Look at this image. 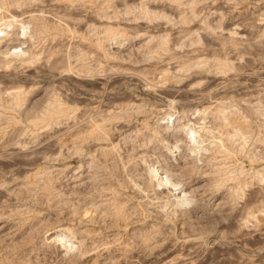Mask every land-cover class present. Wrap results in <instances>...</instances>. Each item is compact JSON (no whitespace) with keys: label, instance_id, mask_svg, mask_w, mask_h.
Returning a JSON list of instances; mask_svg holds the SVG:
<instances>
[{"label":"rangeland","instance_id":"1","mask_svg":"<svg viewBox=\"0 0 264 264\" xmlns=\"http://www.w3.org/2000/svg\"><path fill=\"white\" fill-rule=\"evenodd\" d=\"M72 1L11 2L1 9L0 19L12 14L25 21L28 11L37 10L51 24L30 41L35 63L0 56V264H264V0H194L183 11L168 0ZM140 5L155 13L166 5L173 13L169 21H153L140 14ZM102 11L109 20L96 17ZM183 17L188 21L181 22ZM18 23L15 32L22 34ZM106 26L133 37L126 52L116 53L115 40L103 38L112 33ZM229 31L239 32L233 45L221 40ZM146 33L167 34L170 51L159 50L156 42L146 47ZM97 42L105 48L95 47ZM17 92L23 99L18 108L11 98ZM57 98L70 114L33 127ZM201 109L203 116L194 112ZM194 129L203 147H212L201 165L186 147L195 142L189 137ZM175 143L179 151H169L167 145ZM215 143L221 146L214 149ZM149 165L180 176L195 191L196 208L183 205L166 217L158 201L167 193L153 194L162 187L149 184ZM60 225L81 233L78 262L49 241Z\"/></svg>","mask_w":264,"mask_h":264},{"label":"bare ground","instance_id":"2","mask_svg":"<svg viewBox=\"0 0 264 264\" xmlns=\"http://www.w3.org/2000/svg\"><path fill=\"white\" fill-rule=\"evenodd\" d=\"M30 1H32V0H0V14L2 13L1 12V9L3 10V8H5L6 6H9V5H11V2L12 3H14V5H16V6H18V5H20L22 2H30ZM35 1H38V0H35ZM40 2H41V0H39ZM44 1V0H43ZM54 1V0H53ZM74 1V0H73ZM72 1V2H73ZM77 1V0H76ZM79 1H83V0H79ZM79 1H77L78 3H79ZM107 1H109V0H107ZM113 2L114 1H116V0H112ZM111 1V2H112ZM123 1H127V0H123ZM170 3L172 2L174 5H176V6H183V5H185V7H186V5H188V7L189 8H192L194 5H196L197 4V2L196 1H194V0H192V1H190V4H186V3H188L187 1H186V3L184 4L183 2H185V1H181V0H168ZM167 1V2H168ZM60 1H57V3H59ZM65 2H66V0H65ZM76 2V3H77ZM105 2V1H104ZM104 2H102V3H104ZM120 2V1H119ZM148 2H150V1H148ZM163 1H161V3H162ZM31 3V2H30ZM45 3V2H44ZM49 3V2H48ZM61 3V2H60ZM82 3V2H81ZM81 3H79V6H80V4ZM87 3H90V2H87ZM121 3H122V1H121ZM127 3V2H126ZM133 3V2H132ZM198 3H200V2H198ZM202 3V2H201ZM42 4V3H41ZM64 4V6H65V4H67V3H63ZM62 4V5H63ZM72 4V3H71ZM84 4V3H83ZM115 4H117V3H115ZM124 4H125V2H124ZM24 5V4H23ZM52 5V4H51ZM73 5H74V3H73ZM77 5V4H76ZM89 5V4H88ZM106 5H108V3L106 4ZM121 5V4H120ZM134 5V4H133ZM132 5V6H133ZM168 5V4H167ZM54 6V5H53ZM83 6V5H82ZM113 6V5H112ZM111 5H110V7H112ZM116 6H118V5H116ZM116 6H115V8H116ZM131 6V5H130ZM131 6V7H132ZM218 6V5H217ZM52 7V6H51ZM72 6H69V8H71ZM105 7V6H104ZM108 7V6H107ZM121 7V6H120ZM124 7H125V5H124ZM131 7H129L128 6V9L130 10V8ZM177 7V8H178ZM57 8V7H56ZM63 8V7H62ZM61 8V9H62ZM65 8V7H64ZM99 8H100V6H99ZM123 8V7H122ZM156 8H157V6H156ZM181 8V10H182V8H184V6L183 7H180ZM187 8V7H186ZM38 9V8H37ZM68 9V8H67ZM97 9V8H96ZM109 9V8H108ZM133 9H134V6H133ZM137 8L135 7V10H136ZM138 9H139V11L141 12L140 14H144L145 16H147L146 18H148V19H153V21H154V19L156 20V19H162V20H167V21H169V15H167L168 13H171L172 12V9H171V7L170 6H161V10H159L157 13H155L154 11H150V9H148L147 7H145V6H141L140 5V7H138ZM153 9V8H152ZM194 9V8H193ZM36 10V9H35ZM64 10V9H63ZM92 10V9H91ZM98 10V9H97ZM101 10H103V8H101ZM105 10V9H104ZM123 10H125V8L123 9ZM154 10V9H153ZM156 10V9H155ZM175 11L177 10V9H174ZM180 10V9H179ZM187 10V9H186ZM7 11H8V8H7ZM14 11V10H13ZM41 10H39V12H40ZM55 11V10H54ZM100 11V10H99ZM109 11V10H108ZM117 11V10H116ZM133 12H134V10H132ZM174 11V12H175ZM183 11V10H182ZM190 11V10H189ZM196 10H194V12H195ZM220 11V10H219ZM30 12L32 13V11H28L27 13H29V15L27 16V19L25 20V21H23V20H18V18L16 19L15 18V16L14 15H12V14H9V16L7 15V17L8 18H4V17H2L1 19H0V56H2L3 58H4V60L7 58V57H9L8 58V60L10 59H16L18 62H19V64H24V63H26L27 65H29V64H32L34 61H35V59H37V58H35V56H33L31 53H30V51H29V49H31V48H28V47H30L29 46V44H30V41L32 40V39H35V37H37V36H40V35H42L43 33H47V32H49L48 30L50 29V27H49V25L51 24V23H49V25H45L46 23H47V21L44 23V22H42L41 21V19L44 21L45 19H43L42 18V13H41V15L40 14H37V10H36V12L34 11V13H36V14H30ZM41 12H43V11H41ZM110 12V11H109ZM114 11H112V13H113ZM125 13H126V11H124ZM177 12V11H176ZM180 12V11H179ZM178 12V13H179ZM216 12V11H215ZM55 13V12H54ZM124 13V14H125ZM173 13V12H172ZM191 13V12H190ZM8 14V13H7ZM47 13L45 12V15H46ZM58 14V13H57ZM57 14H56V16H57ZM59 14H61V12L59 13ZM74 14V13H73ZM194 15H195V13H193ZM220 14H221V12H220ZM219 14V15H220ZM39 15H40V17H39ZM79 15V14H78ZM128 15V14H127ZM136 15V14H135ZM171 15V14H170ZM184 15V14H183ZM190 15V14H189ZM48 16H50V15H48ZM53 16V15H52ZM61 16V15H60ZM73 16V15H72ZM85 16V15H84ZM99 17V18H106L107 17V20H109V18H108V14L107 13H105V11L103 12H98L97 13V15H96V17ZM114 16V15H113ZM116 16V15H115ZM131 16V15H130ZM129 16V17H130ZM140 16V15H139ZM144 16V17H145ZM172 17H173V15H171ZM192 16V15H191ZM0 17H1V15H0ZM67 17V16H66ZM138 17V16H137ZM171 17V18H172ZM41 18V19H40ZM46 19H47V17H45ZM49 18V17H48ZM61 18H63V17H61ZM92 18V17H91ZM98 18V19H99ZM114 18H116V17H114ZM118 18V17H117ZM194 18V17H193ZM56 19H57V17H56ZM69 19V18H68ZM98 19H96V20H98ZM135 19H136V17H135ZM188 19V17L187 18H181V19H179L181 22H186V20ZM191 19V18H190ZM189 19V20H190ZM49 20H50V22L52 21V19H51V16H50V18H49ZM49 20H48V22H49ZM58 20H60V18L58 19ZM71 20V19H70ZM80 20V19H79ZM85 20V19H84ZM93 20H94V18H93ZM139 20V19H138ZM147 20V19H146ZM178 20V21H179ZM61 21V20H60ZM73 21H75V20H73ZM73 21H71V22H73ZM82 21H83V19H82ZM86 21H87V19H86ZM100 21V20H99ZM98 21V22H99ZM125 21V20H124ZM131 21V20H130ZM152 20H150V22H151ZM152 21V22H153ZM157 21V20H156ZM188 21V20H187ZM18 22H20L21 23V32H22V34H18V33H16L15 32V25L18 23ZM55 22V21H54ZM62 22V21H61ZM89 22V21H88ZM91 22H92V20H91ZM101 22V21H100ZM99 22V23H100ZM105 22V21H104ZM104 22H103V24H104ZM190 22V21H189ZM20 23H18L19 24V26H20ZM56 23H59L58 21L56 22ZM68 23L69 22H67V27H68ZM75 23H79V25L80 24H83L82 22L80 23L79 21L77 22V19H76V22ZM74 23V24H75ZM141 23V22H140ZM180 23V22H179ZM89 24V23H88ZM92 24V23H91ZM101 24V23H100ZM107 24V23H106ZM106 24H104L103 26H105ZM181 24V23H180ZM186 24V23H185ZM26 25V26H25ZM53 25H55V23H53ZM57 25V24H56ZM87 25V24H86ZM102 25V24H101ZM118 25V24H117ZM121 25V24H120ZM129 25V24H128ZM131 25V24H130ZM157 25V24H156ZM155 25V26H156ZM167 25H168V23H167ZM204 25L208 28V30L210 31L211 29H209V26L210 25H207L205 22L203 23V27H204ZM77 26H78V24H77ZM82 26V25H81ZM88 26V25H87ZM86 26V27H87ZM92 26H93V28H94V26L95 25H91L90 26V28H92ZM119 26V25H118ZM145 26V25H144ZM169 26V25H168ZM59 27H61V25H59ZM74 27V26H73ZM83 27V26H82ZM85 27V26H84ZM101 27V26H100ZM99 27V28H100ZM106 27H109V26H106ZM112 27V26H111ZM121 27V26H120ZM119 27V28H120ZM137 27V26H136ZM167 27V26H166ZM55 28V27H54ZM64 29L66 28V27H63ZM69 28V27H68ZM78 28H79V26H78ZM81 28V27H80ZM88 28V27H87ZM90 28H89V30H90ZM113 28V27H112ZM115 28V27H114ZM211 28V27H210ZM214 28V27H213ZM213 28H212V30H213ZM60 28H58V30H59ZM63 29V31H64V33H68L67 32V30L68 29H66V32H65V30ZM94 29H96V28H94ZM97 29H98V27H97ZM123 29V28H122ZM126 29V28H125ZM124 29V30H125ZM203 29V28H202ZM263 29V28H262ZM52 30V29H51ZM61 30V29H60ZM77 30V29H76ZM89 30H88V32H89ZM92 30V29H91ZM90 30V31H91ZM108 30H112V33L111 34H109L108 33V35L106 36V37H103V38H106V39H108L109 41L111 40V39H113V40H115V48L117 49V52L116 53H118V54H120V53H124V52H126L127 51V45H129V44H131V40L133 39V37H132V39L130 40L129 39V37H127L126 36V33H125V31L123 32V31H121V30H119L118 28H115V29H111L110 27H109V29ZM161 30V29H160ZM55 31H57V28H56V30ZM62 31V32H63ZM69 31V33H70V29L68 30ZM75 31V30H74ZM85 31V30H84ZM101 31V30H100ZM104 31H105V29H104ZM53 32V31H52ZM92 32H93V30H92ZM91 32V33H92ZM150 32V31H149ZM71 33H73L72 31H71ZM75 33H77L76 31H75ZM74 33V34H75ZM99 33V32H98ZM102 33V32H101ZM105 33V32H104ZM134 33V32H133ZM144 33V32H143ZM157 33V32H156ZM163 33V32H162ZM179 33V32H178ZM215 32H213V34H214ZM55 34V33H54ZM59 34V33H58ZM135 34V33H134ZM147 34V33H146ZM165 34V33H164ZM164 34L163 35H154V34H152V33H149V35H148V37L146 38L147 39V41L145 40V42H144V44H145V46L147 47L148 46V44H150V43H153V45L155 44V42L157 43V47H158V49L160 48L161 50H163V51H166V54H167V51H168V44H169V42H168V40H170V39H168L167 40V34L164 36ZM67 35V34H66ZM130 35V34H129ZM128 35V36H129ZM170 35V34H169ZM193 35V34H192ZM197 34H195V36H194V38L192 39V41L198 36H196ZM211 35V34H210ZM216 35V34H215ZM239 36V32L237 31V32H234V31H229V33H228V36L226 37V38H221V40L224 42V43H229V44H234L235 43V39L234 38H232L233 36ZM132 35H130V37H131ZM143 36V35H142ZM244 36V35H243ZM218 37H220V36H218ZM242 37V36H241ZM40 38V37H39ZM54 38V37H53ZM80 38V37H79ZM83 38V37H82ZM103 38H102V40H103ZM168 38H171V37H168ZM191 38V37H190ZM243 38V37H242ZM86 39V38H85ZM92 39V38H91ZM219 39V38H218ZM239 39V38H238ZM107 40V41H108ZM175 40V39H174ZM99 41V40H98ZM104 41V40H103ZM102 41V42H103ZM106 41V40H105ZM108 41V42H109ZM124 41H126V44H124L123 42ZM240 41V40H239ZM35 42H38V41H35ZM59 42V41H58ZM171 42V41H170ZM195 42V41H194ZM105 43V42H104ZM197 43V42H196ZM79 44V43H78ZM106 44V43H105ZM144 44H141L142 45V48H143V45ZM40 45H42V44H40ZM77 45V44H76ZM93 45H95V44H93ZM102 44H99L98 42H97V44H96V46L95 47H97V48H99V49H101V47H103V48H105V45H103V46H101ZM151 45V44H150ZM149 45V46H150ZM171 45V44H170ZM169 45V46H170ZM175 45V44H174ZM60 46V45H59ZM65 46V45H64ZM78 46V45H77ZM110 46V45H109ZM140 46V45H139ZM172 46V45H171ZM95 47H93L94 49H95ZM150 47H152V46H150ZM34 48V47H33ZM58 48H60V47H58ZM65 48V47H64ZM81 48V47H80ZM130 48V47H129ZM153 48V47H152ZM156 48V47H155ZM73 49V48H72ZM141 49V48H140ZM139 49V50H140ZM144 49H146L145 47H144ZM149 49H151V48H149ZM157 49V48H156ZM159 49V50H160ZM32 50V49H31ZM60 50V49H59ZM59 50L57 51L56 49H55V51H54V53L55 52H59ZM68 50V49H67ZM80 50V49H79ZM79 50H78V52H79ZM99 51H102V50H99ZM132 51V50H131ZM153 51V50H152ZM170 51V50H169ZM168 51V52H169ZM73 52V51H72ZM84 52V51H83ZM83 52H81V53H83ZM103 52H104V49H103ZM102 52V53H103ZM111 52H113V51H111ZM149 52V51H148ZM155 52V51H154ZM60 53V52H59ZM57 54V55H60V54ZM67 53H68V51H67ZM77 53V52H76ZM80 53V54H81ZM85 53V52H84ZM88 53V52H87ZM158 53V52H157ZM163 53V52H162ZM73 54V53H72ZM89 54V53H88ZM109 54V53H108ZM108 54H105V55H108ZM136 54V53H135ZM49 55V54H48ZM63 55V54H62ZM61 55V56H62ZM67 55V54H66ZM98 55H99V53H98ZM144 55H146V54H144ZM37 56H38V54H37ZM41 56V55H40ZM54 56V55H53ZM52 56V57H53ZM69 56H71V55H69ZM73 56V55H72ZM79 56H81V55H79ZM104 56V55H103ZM128 56V55H127ZM166 56V55H165ZM168 56V55H167ZM166 56V57H167ZM59 57V56H58ZM67 57V56H66ZM99 57H100V55H99ZM98 57V58H99ZM108 57V56H107ZM132 57H133V55H132ZM146 57V56H145ZM3 58H1V60L3 59ZM43 58V57H42ZM68 58V57H67ZM72 58V57H71ZM131 58V57H130ZM150 58V57H149ZM101 59V58H100ZM127 59V58H126ZM146 59V58H145ZM162 59V58H161ZM170 59H171V57H170ZM11 61V63L12 62H15V61ZM71 60V59H70ZM107 60V59H106ZM38 61H41V60H38ZM50 61V60H49ZM65 61V60H64ZM118 61V60H117ZM158 61V60H157ZM0 62H3V61H0ZM10 62V61H9ZM67 62V61H66ZM77 62V61H76ZM78 62H79V60H78ZM85 62V61H84ZM4 63V62H3ZM8 63V62H7ZM35 63V62H34ZM65 63V62H64ZM70 63V62H69ZM136 63V62H135ZM2 64V63H1ZM6 64V63H5ZM5 64H4V66H5ZM8 64H10V63H8ZM163 64V63H162ZM194 64V63H193ZM18 65V64H17ZM40 65V64H39ZM65 65H67V64H65ZM64 65V66H65ZM70 65V64H69ZM197 65V64H196ZM1 66V65H0ZM31 66V65H30ZM53 65L51 64V66L49 67V65H48V67H49V69L52 71L53 69H54V67H52ZM56 66V65H55ZM86 66V65H85ZM99 66V65H98ZM97 66V67H98ZM226 66H227V64H226ZM23 67V66H22ZM26 67V66H25ZM42 67V66H41ZM60 67V66H59ZM63 67V66H62ZM66 67H68V66H66ZM169 67V66H168ZM27 68H30V67H27ZM85 68V67H84ZM83 68V69H84ZM227 68V67H226ZM57 69H58V67H57ZM68 69V68H67ZM66 69V70H67ZM198 69V68H197ZM43 70V69H42ZM65 70V71H66ZM163 70V69H162ZM201 70H202V68H201ZM34 71V70H33ZM54 71H55V69H54ZM53 71V72H54ZM68 71H69V69H68ZM71 71H72V68H71ZM87 71H89V70H87ZM143 71V70H142ZM172 71V70H171ZM46 72V71H45ZM56 72H59V70L58 71H56ZM126 72H128V71H126ZM144 72V71H143ZM33 73V72H32ZM61 73V72H60ZM65 73H68L69 74V72H65ZM125 75V74H124ZM103 76V75H102ZM162 76V75H161ZM173 76V75H172ZM53 77V76H52ZM51 77V78H52ZM140 77V76H139ZM162 77H164V76H162ZM165 77H167V76H165ZM80 79V78H79ZM169 79V78H168ZM89 80V79H88ZM164 79H162V81H163ZM161 81V82H162ZM160 82V81H159ZM164 82V81H163ZM89 83V82H88ZM85 85V84H84ZM172 85V84H171ZM101 86V85H100ZM186 88V87H185ZM205 88V87H204ZM17 89V88H16ZM176 90V89H175ZM89 91V90H88ZM167 91H170V90H168L167 89ZM178 91V90H177ZM171 93V92H170ZM24 95H25V93H23ZM165 94H166V92H165ZM172 94V93H171ZM182 94V93H181ZM186 94V93H185ZM1 96H3V95H1V93H0V99H1ZM5 96V95H4ZM185 96V95H184ZM21 97H22V93H16V94H12L11 95V98H12V101H13V105L15 106V107H20V103H21V100H23V99H21ZM187 97V96H186ZM25 98H26V96H25ZM44 99V98H43ZM51 99V98H50ZM47 100V99H46ZM53 101L54 102H50L49 100H48V102H50V103H48V104H46L45 106V108H44V110H40L41 112H40V114L38 115V116H36L35 117V120L32 122V126L33 127H38L40 124H45L44 126H49V125H52L53 124V122H55V120L56 119H58V117H61V118H64V117H67L69 114H70V111L68 110V108L67 109H65V110H63L62 108H65V107H62L61 108V105H58L57 103H55L56 101H58V98L57 99H53ZM177 101V100H176ZM63 102V101H62ZM80 102V101H79ZM77 103V102H76ZM0 104H3L2 102L0 103ZM38 104H39V102H38ZM63 104V103H62ZM70 104V103H69ZM172 104V103H171ZM63 105H65V104H63ZM138 105V104H137ZM219 105V104H218ZM12 106V105H11ZM66 107H67V105H66ZM76 107V106H75ZM220 107V106H219ZM223 108V107H222ZM240 108V107H239ZM248 108H250V107H248ZM27 109V108H26ZM70 109V108H69ZM121 109V108H120ZM219 109V108H218ZM236 108L234 107V110H235ZM84 110V109H83ZM210 110V109H209ZM250 110V109H249ZM119 111V110H118ZM154 111V110H153ZM205 109H201V110H195L194 112L195 113H197L198 115H201V116H203L204 114H205ZM222 111H224V110H222ZM229 111V110H228ZM206 112H207V109H206ZM211 112V111H210ZM220 112V111H219ZM234 112V111H233ZM25 113V112H24ZM204 113V114H203ZM238 113V112H237ZM254 113V112H253ZM4 114V113H3ZM75 114H76V112H75ZM221 114V113H220ZM26 115V114H25ZM215 115V114H214ZM229 115V114H228ZM232 115H233V113H232ZM240 115H242V114H240ZM5 116V115H4ZM74 116V115H73ZM88 116V115H87ZM131 116V115H130ZM207 116V115H206ZM220 116H222L223 118H225V115H220ZM220 116H219V118H220ZM1 117V116H0ZM113 117V116H112ZM117 116H115V118H116ZM233 117H235V116H233ZM240 117V116H239ZM245 117V116H244ZM8 118V117H7ZM6 118V119H7ZM111 118V117H110ZM120 118V117H119ZM179 118V117H178ZM200 118V117H199ZM203 118H205V117H203ZM11 119V118H10ZM9 119V120H10ZM26 119V118H25ZM33 119H34V117H33ZM70 119V118H69ZM221 119V118H220ZM13 120V119H12ZM31 120H32V118H31ZM59 120V119H58ZM68 120V119H67ZM237 120V119H236ZM18 121V120H17ZM170 121V120H169ZM174 121H176L175 119H174ZM221 121V120H220ZM244 121V120H243ZM71 122V121H70ZM247 122V121H246ZM28 123V122H27ZM56 123V122H55ZM96 123V122H95ZM174 123V122H173ZM173 123H172V125H173ZM223 123V122H222ZM263 123V122H262ZM163 124V123H162ZM176 124V123H175ZM230 124V123H229ZM16 125H17V123H16ZM58 125V124H57ZM98 125V124H97ZM165 125V124H164ZM244 125V124H243ZM242 125V126H243ZM60 126V125H59ZM155 126V125H154ZM158 126V125H157ZM227 126V125H226ZM68 127V126H67ZM159 127H162V126H160L159 125ZM214 127V126H213ZM79 128V127H78ZM202 128V127H201ZM218 128H220V127H218ZM236 128V127H235ZM243 128V127H242ZM28 129V128H27ZM159 129V128H158ZM157 129V130H158ZM163 130L162 131H164V132H167L168 130H169V127H168V125H165V127H163L162 128ZM205 129V128H204ZM246 129H247V127H246ZM182 130V129H181ZM222 130V129H221ZM233 130V129H232ZM154 131V130H153ZM161 131V130H160ZM177 131V130H176ZM188 131H189V129H188ZM207 131V130H206ZM243 131H244V129H243ZM77 132V131H76ZM157 132V131H156ZM187 132V131H186ZM54 133V132H53ZM83 133V132H82ZM89 133V132H88ZM238 134L239 132H237V131H234V134ZM39 134V133H38ZM94 134V133H93ZM105 134V133H104ZM107 134V133H106ZM189 134H190V132H189ZM197 134H198V131H196L195 129L194 130H192V133L190 134V138L193 140V139H195L194 141V143H193V141H192V145H190V144H188V145H186V147H187V149L189 150V151H187V152H191V154H192V156H193V159L191 158V157H189L190 155L188 154V157L190 158V159H192L194 162H196V164H198L197 162H200V161H203V159H206L205 158V156H202V154L203 155H205V153H207L208 151H211L212 150V147L210 148V147H208L209 145L207 144V147L208 148H210V149H207V148H204L203 147V141L201 140V139H198L197 138ZM228 134V133H227ZM226 134V135H227ZM246 134V133H245ZM262 134H263V132H262ZM88 135V134H87ZM87 135H86V137H85V139H87L88 137H87ZM209 135V134H208ZM215 135V134H214ZM264 135V134H263ZM98 136V135H97ZM240 136V135H239ZM81 137V136H80ZM90 137H92V135L90 136ZM231 137V136H230ZM233 137V136H232ZM41 138V137H40ZM93 138V137H92ZM203 138V137H202ZM214 138V137H213ZM223 138V137H222ZM228 138V137H227ZM241 138V137H240ZM244 138H246V137H244ZM80 139H83V137L82 138H80ZM101 139V138H100ZM225 139V138H224ZM229 139H231V138H229ZM232 139H234V138H232ZM236 139V138H235ZM261 139V138H260ZM151 140H152V138H151ZM244 139H242V141H243ZM127 141V140H126ZM163 141V140H162ZM230 141V140H229ZM235 141V140H234ZM190 142V141H189ZM220 142V141H219ZM257 142V141H256ZM263 142H264V139H263ZM64 143V142H63ZM150 143V142H149ZM165 143L167 144V142L165 141ZM169 143V142H168ZM171 143H173V142H171ZM222 143V142H221ZM233 143V142H232ZM244 143H245V141H244ZM179 144V143H178ZM178 144H176L175 143V145H173L172 146V148H171V146L168 144L167 145V148H168V150L169 151H171L172 152V150L174 151V150H178ZM186 144V143H185ZM218 144V143H217ZM216 143H215V148L214 149H216V147L218 148L219 147V145H217ZM148 145V144H147ZM51 146H52V144H51ZM154 146V145H153ZM205 146V145H204ZM211 146V145H210ZM221 146V145H220ZM223 146V145H222ZM235 146V145H234ZM20 147V146H19ZM206 147V146H205ZM49 148V147H48ZM100 148V147H99ZM184 148V147H183ZM222 148V147H221ZM226 148V147H225ZM238 148V147H237ZM241 148V147H240ZM244 148V147H243ZM19 149V148H18ZM75 149H77V148H75ZM172 149V150H171ZM80 150V149H79ZM223 150V149H222ZM20 151V150H19ZM179 151V150H178ZM221 151V150H220ZM225 151V150H224ZM25 152V151H24ZM184 152H185V150H184ZM222 152V151H221ZM8 153V152H7ZM208 153H210V152H208ZM261 153V152H260ZM9 154V153H8ZM12 154V153H11ZM169 154H170V152H169ZM263 154V153H262ZM261 154V155H262ZM89 155V154H88ZM216 155V154H215ZM218 155H219V153H218ZM145 156V155H144ZM144 156H142V157H144ZM172 156V155H171ZM12 157V156H11ZM174 157V156H173ZM177 157V156H176ZM204 157V158H203ZM255 157V156H254ZM259 157V156H258ZM227 158V157H226ZM251 158L253 159V157L251 156ZM118 160V159H117ZM165 160V159H164ZM186 160V159H185ZM91 161V160H90ZM221 161V160H220ZM226 161V160H225ZM99 162V161H98ZM115 162V161H114ZM138 162V161H137ZM168 162V161H167ZM193 162V163H194ZM164 163V162H163ZM222 163V162H221ZM130 164V163H129ZM141 164V163H140ZM160 164V163H159ZM184 165V164H183ZM194 165H195V163H194ZM200 165H201V162H200ZM207 165V164H206ZM220 165V164H219ZM204 166V165H203ZM211 166V165H210ZM94 167V166H93ZM106 167V166H105ZM197 167V166H196ZM221 167V166H220ZM97 168V167H96ZM185 168V167H184ZM186 169V168H185ZM195 169V168H194ZM197 169V168H196ZM198 170V169H197ZM229 170V169H228ZM113 171V170H112ZM185 171V170H184ZM215 171V173H216V169L214 170ZM123 172V171H122ZM209 172V171H208ZM220 172H222V170H218L217 171V174H219ZM226 172V171H225ZM228 172H232V171H228ZM147 173H148V178L147 179H149V184H151V186H152V188L153 187H155V186H159V187H162V188H159V189H153L154 190V193L153 194H155V196H161L163 193H164V191H166V195H165V197H161V199H160V201H158L160 204H159V207L162 209V212L166 215V217L169 215V216H171L172 217V215H171V213L172 212H175L177 209H178V207H181V206H183V205H191V209H195L196 208V206H197V200L195 199V197H194V194H193V192H195V191H193V189H188L187 188V183H183L182 182V180H180L181 178H180V176H179V178L178 177H176L177 175L175 174H173L171 171H168V170H166L165 168L164 169H162V167L161 166H153V165H149V166H147ZM182 173V172H181ZM223 174H224V172H223ZM261 174H262V172H261ZM94 175V174H93ZM183 175H184V173H183ZM196 175V174H195ZM208 175V174H207ZM213 175V174H212ZM215 175V174H214ZM259 175V174H258ZM257 175V176H258ZM182 176V175H181ZM50 177V176H49ZM184 177V176H183ZM224 178H226V177H224ZM230 178V177H229ZM260 178V177H259ZM36 179V178H35ZM115 179V178H114ZM238 179V178H237ZM221 180V179H220ZM148 181V180H147ZM227 181V180H226ZM225 181V182H226ZM231 181V180H230ZM112 182V181H111ZM186 182V181H185ZM223 183V182H222ZM231 183V182H230ZM237 183V182H236ZM240 183V182H239ZM148 184V185H149ZM243 184V183H242ZM99 185V184H98ZM209 185V184H208ZM220 185V184H219ZM218 185V186H219ZM221 186V185H220ZM190 187V186H189ZM191 188V187H190ZM219 188V187H218ZM123 189V188H122ZM146 189V188H145ZM236 189V188H235ZM102 190V189H101ZM138 190V189H137ZM196 191H197V189H195ZM217 190V189H216ZM218 191V190H217ZM77 193V192H76ZM104 197V196H103ZM129 198V197H128ZM156 198V197H155ZM158 198H160V197H157V199ZM164 198V199H163ZM103 199V198H102ZM107 199V198H106ZM154 199V198H153ZM128 200V199H127ZM108 201V200H107ZM126 201V200H125ZM224 201V200H223ZM145 203V202H144ZM153 204H154V202H152ZM222 203V202H221ZM158 204V203H157ZM217 206V205H216ZM100 207V206H99ZM99 207H97V208H99ZM149 207V206H148ZM158 207V206H157ZM154 208V207H153ZM171 208V212L169 211V212H167L169 209ZM183 208V207H182ZM74 209V208H73ZM108 209V208H107ZM114 209H116V208H114ZM130 209V208H129ZM92 210V209H91ZM122 210V209H121ZM142 210V209H141ZM160 210V209H159ZM180 210V209H179ZM184 210V209H183ZM216 210V209H215ZM87 211V210H86ZM89 211H90V209H89ZM109 211V210H108ZM119 211V210H118ZM117 211V212H118ZM130 211V210H129ZM117 212H115V214H118ZM161 212V213H162ZM182 212V211H181ZM180 212V213H181ZM89 213V212H88ZM104 213V212H103ZM119 213H120V211H119ZM143 213V212H142ZM112 214V213H111ZM164 214H162V215H164ZM182 215V214H181ZM110 216V215H109ZM112 216V215H111ZM133 216V215H132ZM92 217V216H91ZM119 218V217H118ZM173 218H174V216H173ZM92 222V221H91ZM95 224V223H94ZM104 225V224H103ZM114 225V224H113ZM127 225V224H126ZM165 225V224H164ZM112 226V225H111ZM149 226H151V228L153 229L152 231H156L155 230V228H158V227H156L155 225H153L152 226V224L151 225H149ZM204 226V225H203ZM126 228V227H125ZM160 228H158V230H159ZM242 229V228H241ZM152 231L150 230V232L152 233ZM160 231V230H159ZM116 232V231H115ZM139 232V231H138ZM31 233V232H30ZM140 233V232H139ZM77 234H81V233H77V230H75L74 228H72V227H69V226H66V225H60L58 228H56V230H54L52 233H50L49 234V241L51 242V243H53V244H55L56 246H58L59 247V253H63V256H65V255H67V254H70V253H74V257H76V261L78 260L77 258L79 257V256H81L82 255V253H83V249H84V245H83V241L77 236ZM133 235V234H132ZM149 235V234H148ZM153 235V234H152ZM155 235H156V233H155ZM155 235H154V237H155ZM147 236V235H146ZM149 237H150V235H149ZM152 237V236H151ZM150 237V238H151ZM157 237V236H156ZM147 238V237H146ZM150 238H148V239H150ZM200 238V237H199ZM78 239V240H77ZM83 239V238H82ZM143 239V238H142ZM148 239L145 241V242H143V243H145L146 244V242L148 241ZM189 239V238H188ZM202 239V238H201ZM84 240V239H83ZM114 241V240H113ZM151 241V240H150ZM149 241V242H150ZM148 243V242H147ZM150 244H152V243H150ZM155 244V243H154ZM156 244H157V242H156ZM159 244V243H158ZM157 244V245H158ZM153 245V244H152ZM105 246V245H104ZM161 246V245H160ZM87 247V246H86ZM153 247V246H152ZM105 248V247H104ZM156 248H158L157 246H156ZM160 248V247H159ZM75 251V252H74ZM85 251V250H84ZM106 251V250H105ZM113 251V250H112ZM116 252V251H115ZM123 252V251H122ZM84 255V254H83ZM101 256V255H100ZM82 257V256H81ZM68 259H70L71 260V258H68ZM73 259H75V258H73ZM72 259V260H73ZM81 259V258H80ZM106 259V258H105ZM131 259V258H130ZM117 260V259H116ZM69 262V261H68ZM73 262V261H72ZM72 262H70V264H75V263H72ZM78 262V261H77ZM69 264V263H68ZM77 264V263H76ZM114 264H115V262H114ZM117 264V263H116Z\"/></svg>","mask_w":264,"mask_h":264}]
</instances>
